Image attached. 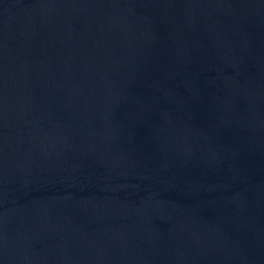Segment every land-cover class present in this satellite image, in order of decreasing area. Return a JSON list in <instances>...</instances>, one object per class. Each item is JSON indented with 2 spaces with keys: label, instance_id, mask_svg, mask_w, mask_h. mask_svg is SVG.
I'll return each instance as SVG.
<instances>
[{
  "label": "water",
  "instance_id": "water-1",
  "mask_svg": "<svg viewBox=\"0 0 264 264\" xmlns=\"http://www.w3.org/2000/svg\"><path fill=\"white\" fill-rule=\"evenodd\" d=\"M0 264H264V0H0Z\"/></svg>",
  "mask_w": 264,
  "mask_h": 264
}]
</instances>
